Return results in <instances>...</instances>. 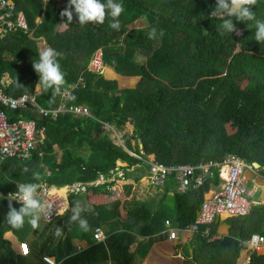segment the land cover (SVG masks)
<instances>
[{"label": "trees", "instance_id": "trees-1", "mask_svg": "<svg viewBox=\"0 0 264 264\" xmlns=\"http://www.w3.org/2000/svg\"><path fill=\"white\" fill-rule=\"evenodd\" d=\"M118 2L124 6L119 31L110 27V16L103 24L81 25L74 9L68 22L67 17L60 16L55 0L18 2L33 34L18 32L0 41V81L4 74L9 78L2 87L4 94L16 98L34 92L39 76L32 65L44 43L60 53L58 60L65 74L61 92L84 77V88L74 90L69 103L88 107L90 116L63 113L53 120L40 116L33 107L15 111L0 106L9 122L32 119L45 133L43 144L29 159L0 163V192L13 193L17 184L24 182L58 188L93 183L100 177L110 178L117 161L125 164L119 170L126 171V181L132 179L127 171L132 168L139 182L148 165L116 145L102 128L103 122L119 131L126 123L132 125V139L140 141L141 149L137 145L133 150L127 142L128 150L144 160L153 155L165 167L219 163L234 155L245 163L259 164L264 174V43L254 39V23L234 21L240 34L221 36L217 28L222 21L211 17L216 0ZM251 7L256 18L264 20V0ZM153 27L157 37L149 39ZM100 49L105 66L118 74L109 69L107 76L117 78L126 88H119L117 80L88 70ZM124 77H140V82L131 88L138 78ZM61 92L53 95V89L41 90L36 103L43 109H54ZM228 127H239L241 132L231 136ZM213 171L214 177H206L187 193L177 192L174 216L152 210L133 197L132 185L127 186V218L112 223L114 258L106 244L97 242L93 235L87 238V248L74 245L71 230L78 225L68 224L70 209L35 229L27 221L21 229L12 228L5 220L8 199L0 195V264H46L44 256L54 257L58 264H142L153 244L166 239L167 221L179 230L195 222L210 187L219 184L218 171ZM200 173L196 171V175ZM35 175L40 176L39 181L34 180ZM113 183L91 189L96 195L112 194L107 188ZM70 196V206L80 200L79 195ZM80 201L92 209L82 214L89 227L98 228L101 218L97 206L86 199ZM12 203L17 210L21 206ZM226 222L230 225L228 236L209 242L199 233L191 245L180 246L186 264H237L250 237L264 236V205H255L249 215ZM213 225L212 234L216 235ZM57 227L63 230L61 237L54 235ZM8 233H13L18 245L28 244L27 256L15 250L6 237ZM134 243H139L138 247L130 252ZM251 264H264V254H253Z\"/></svg>", "mask_w": 264, "mask_h": 264}, {"label": "built area", "instance_id": "built-area-1", "mask_svg": "<svg viewBox=\"0 0 264 264\" xmlns=\"http://www.w3.org/2000/svg\"><path fill=\"white\" fill-rule=\"evenodd\" d=\"M19 1L20 0H0V41L18 32H22L28 36L33 34V30L30 28L25 13L18 8ZM55 3L57 10L61 12L66 8L69 0H55ZM72 9H74V6ZM40 20L41 18H38L37 22ZM88 70L103 75L105 74L106 66L104 64L103 52L101 49L96 51L92 57L88 65ZM83 78L84 77H79L74 84L68 86L61 92L60 102L54 109L47 110L41 108L36 103L38 92L35 90L33 93L22 94L16 98H12L6 96L1 88L0 106H5L15 111L28 110L30 107H33L38 111L40 116L53 120H55L59 114L63 113L88 117L90 116L88 107L71 105L69 103L73 91L79 87L84 88L85 81ZM5 82L7 84L9 83L7 79L4 78L1 85ZM102 128L116 141L117 145H122L123 137L127 132L119 131L113 125H109L105 122L102 123ZM44 139V130L43 128H38L35 121L32 119L19 118L9 122L6 113L0 109V163L7 159H29L32 152L43 144ZM128 153L139 160H143L135 153ZM143 162L148 165L146 180L150 184L163 187L166 180L173 177L177 180V191L180 193H187L190 188L199 186L206 177H214L213 169H217L220 183L215 186L216 190L213 191L214 193L210 197L204 199L195 222L184 229L195 235L202 233L203 238L207 239L209 242L216 239V235L212 234L211 226L218 218L223 216L228 218L247 216L255 206V202L251 199L243 178L245 170H253V167L237 156H226L222 162L219 163L207 161L200 162L196 165H176L175 167H165V165L157 163L155 160H150V158L143 160ZM116 167V169L109 172L110 178L105 179L106 181H110L106 182L103 177H100L102 182H106L105 184L109 182L117 183L118 180L123 179L124 171L119 170L120 166H117V164ZM197 170L201 171V173L197 178H194ZM103 184H100L99 181L88 184H74L67 187V194L77 195L80 193H87L89 189L92 190V187H98ZM48 188H50V186L47 184L42 186V197L44 200L53 204V210L50 221L43 220L45 223H50L55 220L60 215L56 214L59 207L63 203H69L68 199L60 194L59 191L52 193L48 191ZM8 194L9 193L0 192V195H3L5 198H7ZM166 226L168 238L170 240H175L178 237L177 229L172 228L171 223L168 221L166 222ZM94 237L98 241H103L106 236L102 228H97ZM246 245L243 264H251L253 254H260L264 248V236L254 234L247 241ZM18 250L23 256H27L30 252L27 243H20L18 245ZM43 261L46 264H58L54 257L44 256Z\"/></svg>", "mask_w": 264, "mask_h": 264}, {"label": "clouds", "instance_id": "clouds-1", "mask_svg": "<svg viewBox=\"0 0 264 264\" xmlns=\"http://www.w3.org/2000/svg\"><path fill=\"white\" fill-rule=\"evenodd\" d=\"M256 2L257 0H216V5L212 9L211 17L222 21L217 28V33L221 36L228 33L232 34L234 32L239 35V30L236 28L234 21L253 22L255 26L254 39L260 44L264 43V20L257 19L251 7ZM73 6L75 12L78 14L79 24L83 25L90 22L103 24L106 17L110 16L112 18L110 27L117 31L120 30L121 25L119 17L124 12L122 2H118V0H69L66 8L60 12V16L62 18L67 17L68 22H71L73 18V13L71 11ZM233 17H235V20H233ZM159 35L162 36L163 32L160 31ZM148 37L149 39H155L157 37V29L155 27L151 28ZM59 56L60 53L51 47H45L39 51L38 60L33 61L32 65L39 76V81L35 85V91H47L53 89V95L61 92V86L65 84V74L61 70V64L58 60ZM71 98L74 99V97ZM34 180L39 181L40 176L35 175ZM63 188L51 186L48 188V191L54 193L56 189L60 191ZM0 199H3V197H0ZM7 199L9 210L5 216V220L12 228L17 230L21 229L27 221V223L35 229L40 226V221L42 219L50 221L53 204L43 199L42 186L40 183H18L17 191L9 193ZM13 201H16L21 205L18 210L13 207ZM69 209L71 215L68 224H77L80 230L88 232L89 223L82 214L86 211H92V209L80 200H76L71 206L68 203H63L57 210L56 214L62 216L63 213ZM96 229L93 230V236ZM54 235L56 237H61L63 235V230L60 227H57ZM106 240L107 236L103 241H96L105 243Z\"/></svg>", "mask_w": 264, "mask_h": 264}, {"label": "crops", "instance_id": "crops-1", "mask_svg": "<svg viewBox=\"0 0 264 264\" xmlns=\"http://www.w3.org/2000/svg\"><path fill=\"white\" fill-rule=\"evenodd\" d=\"M109 69L110 68H106L105 72L109 71ZM113 72L115 71L113 70ZM115 74L118 75L116 72ZM105 77H106V74H105ZM4 78H6L7 81L9 82L8 75L4 74V76L2 77V80L0 81L1 89L2 87L5 86V84H7L5 82L3 85H1V82L4 80ZM131 78H138L137 84L140 81V77H131ZM137 84L135 86H137ZM121 131H125L127 132V134L124 135L122 145H119V146H121L127 152L134 153L133 151H130L127 148V142H129L133 150L135 149L137 145L139 149H141L140 141L132 139V135L130 136V134H132L133 132L132 125H130L129 123H126L123 130ZM228 131L231 134L232 129L229 128ZM231 136H237V135H231ZM112 140L116 144V141L114 139ZM54 148L56 151L57 147H54ZM140 153L143 154L142 152ZM149 158L150 160H155L153 155L147 156V159ZM116 164L117 166H120V167L125 166V164L121 163L120 161H117ZM179 165H191V164H179ZM131 169L127 170L129 172L128 174L132 176L131 180L126 181L123 177V179L118 180L117 183H113L110 187L107 188L108 190L113 192L112 194H97L96 195L90 189L87 191V193L79 194L80 200L86 199L87 201L90 202V204H94L97 206L99 213H100V218H101V225L99 227H102L104 234L107 236V240L105 241V244L109 250V254L111 258H114L115 256L114 248H113L114 243L111 240V235L114 233V229H115L112 223L117 220L125 221L127 218V214L124 210L125 202L129 200V198L126 197V192H127L126 187L127 186L132 185L133 186L132 188L133 197H135L140 202L147 204L152 210L159 211V213H162L163 215H167V216L168 215L174 216V214H176V211H177L175 196L178 191H177V180L176 179H171V180L168 179L166 181L165 187L163 186L164 188L162 186L158 187V186H154L150 184L146 180L147 175H144L139 180V182L135 181V177ZM199 175L200 174H197L196 176H194V178H197ZM243 178L249 190L250 197L255 202V205H264L263 168L253 167V170H245ZM204 180L205 179L202 180V183L204 182ZM97 181H99L100 184H103V183L105 184L106 182L110 180L108 181L105 180L106 182H102V180L98 178L96 182ZM173 181L176 184V186H172L171 182ZM64 188L61 189L60 191H63V190L65 191L64 194L62 195L68 199V202H69L68 204L70 205L69 197L71 196L67 194V187H64ZM215 190H216V187L211 186L209 189V192L205 195V199L210 197L214 193L213 191ZM227 219L228 217L227 218L221 217L215 221L213 225V227L214 226L216 227V239L215 240L222 239L223 237L229 235L230 225L226 222ZM41 224L43 225V223ZM171 227L174 229H177L176 227L172 225V223H171ZM177 232H178L177 233L178 237L175 240H170L168 238L167 232H166L167 237L165 236L166 238L165 240H160V241L157 240V242L153 244L150 252L148 253L146 259L144 260L142 264H186L184 249H182L180 246L181 245H191V243H193V241L196 240L197 235L187 230L177 229ZM71 234L73 236L72 238L74 240V245L85 249L90 245L87 238L93 235V229L89 227L88 232H83L82 230L79 229V227H75L71 230ZM6 237L13 243L15 250L18 251V240L13 235V233L6 234ZM138 244L139 243H134L131 247L130 252H135V250L138 247ZM240 258H242L241 264H243L245 260V249L242 251Z\"/></svg>", "mask_w": 264, "mask_h": 264}, {"label": "rangeland", "instance_id": "rangeland-1", "mask_svg": "<svg viewBox=\"0 0 264 264\" xmlns=\"http://www.w3.org/2000/svg\"><path fill=\"white\" fill-rule=\"evenodd\" d=\"M66 28V26H63V28L62 29H65ZM45 47H47L44 43H42V44H40V51L43 49V48H45ZM105 74L107 75V71L105 72ZM118 83H120L119 81H117ZM134 87H136V86H134ZM38 93H40V91H37ZM230 126V125H229ZM242 127H243V129L245 130V128H246V126L245 125H242ZM230 127H228V129H229ZM241 130V128H239V127H236V128H234V129H232V131H231V134L232 135H237L239 132H241L240 131ZM223 218H227L226 216H223ZM41 223H45L44 221H43V219L40 221V224ZM42 225V224H41ZM264 253V248L262 249V251L260 252V254H263ZM238 262H239V264H241L242 263V258H239L238 259ZM238 262H237V264H238Z\"/></svg>", "mask_w": 264, "mask_h": 264}, {"label": "water", "instance_id": "water-1", "mask_svg": "<svg viewBox=\"0 0 264 264\" xmlns=\"http://www.w3.org/2000/svg\"><path fill=\"white\" fill-rule=\"evenodd\" d=\"M106 78H107V79H110L107 75H106ZM124 78H129V77H124ZM130 78H131V77H130ZM110 80H118V79L115 78V79H110ZM119 84H120V83H119ZM119 88L122 89V88H126V87H122L121 85H119ZM131 88H135V87H131ZM252 165H253V167H255V168H259V167H260L257 163H253Z\"/></svg>", "mask_w": 264, "mask_h": 264}, {"label": "bare ground", "instance_id": "bare-ground-1", "mask_svg": "<svg viewBox=\"0 0 264 264\" xmlns=\"http://www.w3.org/2000/svg\"><path fill=\"white\" fill-rule=\"evenodd\" d=\"M64 189H65V188H64ZM64 192H65L64 190H63V191H60V194H64Z\"/></svg>", "mask_w": 264, "mask_h": 264}]
</instances>
